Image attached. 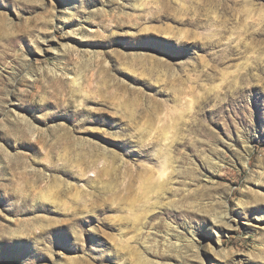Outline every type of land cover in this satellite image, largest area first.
Masks as SVG:
<instances>
[{"label":"rangeland","instance_id":"374dc122","mask_svg":"<svg viewBox=\"0 0 264 264\" xmlns=\"http://www.w3.org/2000/svg\"><path fill=\"white\" fill-rule=\"evenodd\" d=\"M0 264H264V0H0Z\"/></svg>","mask_w":264,"mask_h":264}]
</instances>
